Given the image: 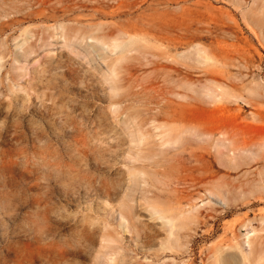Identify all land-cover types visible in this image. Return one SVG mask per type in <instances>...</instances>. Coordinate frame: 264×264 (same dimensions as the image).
Listing matches in <instances>:
<instances>
[{
  "label": "rangeland",
  "instance_id": "1",
  "mask_svg": "<svg viewBox=\"0 0 264 264\" xmlns=\"http://www.w3.org/2000/svg\"><path fill=\"white\" fill-rule=\"evenodd\" d=\"M0 264H264V0H0Z\"/></svg>",
  "mask_w": 264,
  "mask_h": 264
},
{
  "label": "bare ground",
  "instance_id": "2",
  "mask_svg": "<svg viewBox=\"0 0 264 264\" xmlns=\"http://www.w3.org/2000/svg\"><path fill=\"white\" fill-rule=\"evenodd\" d=\"M180 169H178V171H179Z\"/></svg>",
  "mask_w": 264,
  "mask_h": 264
}]
</instances>
